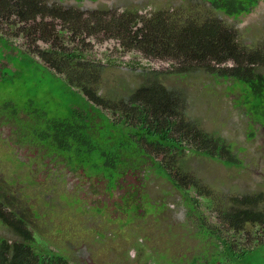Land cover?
<instances>
[{
	"label": "rangeland",
	"instance_id": "374dc122",
	"mask_svg": "<svg viewBox=\"0 0 264 264\" xmlns=\"http://www.w3.org/2000/svg\"><path fill=\"white\" fill-rule=\"evenodd\" d=\"M46 1L49 6L78 8L83 12L106 7L113 11L131 8L147 16L154 11L162 15H177L179 11L185 16L199 13L201 17L218 18L234 33L241 47L264 50V0H260L251 13L238 18L228 17L202 0ZM35 17L27 24L12 17L16 20L14 26L0 20V36L24 49L29 38H25L24 33L16 34L15 30L23 27L28 35L27 29L33 22L44 18V24L46 19L50 23V32L62 30L64 39L69 41L70 34L63 30L60 21L39 13ZM38 36L46 35L38 33ZM48 38V43L42 39L35 42L37 50L45 51L51 44L60 42V36ZM81 39L87 49L83 53L91 67V78L94 77L84 84L94 88L95 95L107 104L108 108L102 110L106 116L112 118L115 107H127L141 87L163 85L177 99L175 105L182 110L185 120L192 123L195 130L220 134L231 144L232 152L242 164L226 166L225 160L217 161L189 151L172 162L162 159L173 178L182 180L188 199L195 200L191 202L194 208L189 210L188 199L168 181L167 172L159 174L168 180L155 175L159 169L153 163L143 172L127 178L138 199L130 202L129 190L122 197L125 205L120 210L119 206L114 208L111 204L118 198V191H112L111 195L104 193L110 183H105L101 175L86 177L83 170H72L63 163L61 156H57V163L51 158V161L39 159L38 149L31 140L19 141V130L29 135L25 126L19 124L27 120V114L19 113L15 121L0 114V202L26 220L38 242L37 250L59 251L72 264H264V244L260 243L258 246H262L250 257L242 255L230 260L227 254L226 257L216 256L224 250L221 240L240 251L238 246L248 248L264 237V227L260 225L246 224L243 230L235 231L222 222L223 211L238 205L236 198L264 193V127L247 115L237 91L229 87V82L214 79L199 67L169 74V61L125 50L114 38L95 33L83 34ZM2 46L0 42V49ZM10 54H15L14 49ZM35 58L43 63L38 55ZM0 66L15 69L9 57H4ZM18 66L19 74L2 72L0 82L13 81L18 86L36 84L34 100L29 102L30 115L42 111L47 118L70 119L73 109L85 108L82 92L73 89L54 70L26 60L20 61ZM258 67L264 70L262 65ZM75 81L76 84L78 80ZM19 90L20 87L12 93L0 92V106L16 99ZM13 102L20 108L26 105L24 101ZM25 123L31 131L44 126L39 120ZM74 195L81 196L91 206L85 207L87 203ZM102 200L111 203L102 205ZM205 227L215 231L219 238L201 230ZM0 237L10 241L18 239L1 222Z\"/></svg>",
	"mask_w": 264,
	"mask_h": 264
},
{
	"label": "trees",
	"instance_id": "16d2710c",
	"mask_svg": "<svg viewBox=\"0 0 264 264\" xmlns=\"http://www.w3.org/2000/svg\"><path fill=\"white\" fill-rule=\"evenodd\" d=\"M203 1H210L214 9L224 15L238 17L250 11L258 0ZM37 13L60 21L64 25L63 30L70 34L69 41L64 39L62 30L50 32V23L46 19L44 24V18H41L27 29V38L32 36V43L38 39L48 43V36L55 39L60 36V42L51 44L50 49L45 51H39L34 46L30 47L29 51H20L18 55L5 53L2 57H9L15 69L2 66L0 74H19L21 68L18 64L22 60L52 69L64 77L73 89L82 92L85 108L80 111L73 109L70 119L47 118L43 116L44 112L38 109L40 112L33 115V118L44 122L43 128L31 131L25 123L30 120L23 121L22 124L29 135L25 136L19 130L20 142L29 140L32 133L31 143L41 148L40 150L44 149L46 155L54 159L61 156L60 160L71 169L81 168L86 174L90 167L95 168V174H105L108 171L112 183H115L116 178L131 164L129 160L133 158L135 168L154 163L160 166L161 172H167L171 176L161 159L165 157L166 161L172 162L186 151L204 154L217 161H226V166H241V160L236 158L231 144L225 138L217 132L195 130L193 124L185 120L182 110L175 105L177 99L172 97L163 85L141 87L127 107H115L114 111L111 109L113 117L106 116L102 110L108 108L107 104L95 95L94 88L84 84V81L93 80L94 77L91 78V67L86 54L83 53L87 51L86 46H83V40L79 39L83 34L90 36L95 33L108 39L114 38L125 50H136L146 57L169 61V74L199 67L210 73L214 79L229 82V87L237 91L239 103L247 115L263 127L264 70H259L258 64L264 68V50L241 47L234 33L218 18L201 17L199 13L189 16H185L181 11L177 15L156 13L150 18L131 8L113 11L102 7L83 12L78 8L49 6L45 0H0V20L5 25L11 22L8 26H14L16 20L13 18L21 24L34 21ZM25 30L21 27L16 29L15 33H25ZM38 33L46 36L37 37ZM6 39L0 37L3 44L0 58L3 48L9 46ZM32 52H36L43 63L33 57ZM185 74L188 73L182 75ZM75 79L78 80L76 84ZM35 86L36 84L31 83L18 86L13 81H1L0 92L12 93L19 87L21 90L16 99L5 102L0 106V110L9 113L7 116L12 121L16 120L19 113L29 114V101L35 97ZM13 101H24L26 105L20 108ZM145 147L159 150L157 158L150 155L151 150ZM169 181L181 188L182 180L171 178ZM236 201L237 206L232 205L231 210L223 211V222L231 230L241 231L246 224L264 227V193L245 195L236 198ZM0 222L18 236V239L13 241L0 237V264H72L59 251L37 250L38 242L26 220L1 202ZM201 230L206 233L210 231L206 227ZM209 233L212 234L213 231ZM213 236L219 238L216 234ZM258 241L248 248L238 246L240 251L234 250L230 243H226L225 252L216 256L227 254L230 260L239 259L242 255L253 256L255 250L262 246L258 244H264V237L262 241Z\"/></svg>",
	"mask_w": 264,
	"mask_h": 264
},
{
	"label": "flooded vegetation",
	"instance_id": "af4514ba",
	"mask_svg": "<svg viewBox=\"0 0 264 264\" xmlns=\"http://www.w3.org/2000/svg\"><path fill=\"white\" fill-rule=\"evenodd\" d=\"M46 1V0H45ZM75 1V0H74ZM203 1V0H202ZM259 1L260 0H258L257 1V3L252 7V8H250L249 10L250 11H248L246 14H248L249 12L251 13L252 11H253V9L257 6V4L259 3ZM262 1V0H261ZM47 2V1H46ZM76 2H78V1H76ZM209 5H211V3H210V1H206ZM212 6V5H211ZM212 8H214L213 6H212ZM151 13V16H150V18H152V15H154V14H156V13H159L158 11H154V12H150ZM245 14V15H246ZM41 16V15H40ZM239 16H241V15H239ZM238 16V17H239ZM39 17V16H38ZM228 17H231V16H228ZM237 17V18H238ZM50 19H51V17H50ZM41 19H39L38 21H40ZM2 21V20H1ZM11 21V20H10ZM3 24H4V22H2ZM11 23V22H10ZM8 24V25H11V24ZM23 24V23H22ZM25 24H27V23H25ZM23 33V32H22ZM25 34V38H27V35H26V33H24ZM1 37V36H0ZM5 41V40H4ZM6 41H7V43H8V47L7 48H3V52L1 53V58H0V62H1V60L4 58V57H2V55L4 56V51H6V53L8 54L9 53V55H10V51L11 50H13L14 49V53L15 54H19L20 53V51H29V48L31 47H34L35 46V42L37 41V40H35L33 43H32V40H31V38H29V42H28V44H27V46L24 48V49H21V48H17L16 46H13L11 43H9V41H8V39H6ZM16 48V49H15ZM31 52V51H30ZM35 53V54H34ZM32 54H33V57H35V55H37L36 54V52H32ZM8 55V56H9ZM2 66H0V68H1ZM0 72H1V70H0ZM33 100H34V97L33 98H30V103H32L33 102ZM0 114H5L6 115V117H7V119L9 120V121H12V119L10 118V117H8L7 115L9 114V113H4L2 110H0ZM28 115V118H27V120H30V122H32V121H34V120H37L36 118H33V116L32 115H30V114H27ZM18 122V121H17ZM19 123V122H18ZM19 124H22V123H19ZM15 133H16V131H15ZM31 138H32V133L30 134V136H29V140H31ZM36 146V145H35ZM37 147V149H38V155H37V158H39V159H49L50 161H51V159L54 161V162H56V159H54L52 156H50V155H46V153L43 151V150H40L41 148H39L38 146H36ZM147 150H151V149H149V148H147V147H145ZM146 150V151H147ZM160 153V151L159 150H157V151H154V150H151V153H150V155H152V156H155L156 158H157V155ZM44 157H47V158H44ZM51 158V159H50ZM59 159H62V157L61 158H59ZM163 159H165V157H163ZM133 160H134V158L133 159H131V160H129V162H131V164L124 170V172L122 173V174H120L117 178H116V181H115V183H112L111 182V176L109 175V173H108V171H106L105 172V174H103V173H99V174H95V168L94 167H90L89 168V170H88V174H86V173H84V172H82V173H84L85 174V176L86 177H90V176H92V175H94V176H102V179L103 180H105V183L107 182V183H110V187H108L107 189H106V191L104 190V193L105 192H108L110 195L112 194V191H118L117 192V194H118V198H116V199H113V201H112V203L108 200V201H106V200H102V205H104V202H109V203H111L112 204V207H114V208H116L115 206H119L120 207V210H121V208L125 205V201L124 200H122V197H124V194L125 193H127L129 190H130V194L132 195V198H130V202H135V201H137V199H138V197H137V194H135L134 192H133V190H134V187L131 185V184H129V181L127 180V178L131 175V174H134V173H136V172H138V171H141V172H143V169L145 168V167H147V165H145L144 167L143 166H140L139 168H135V167H133ZM159 160V159H158ZM161 161H162V159H161ZM24 161H22V163H23ZM63 162V161H62ZM57 163V162H56ZM64 163V162H63ZM163 164V163H162ZM45 165V167H46V164H44ZM164 165V167H166L167 168V165L166 164H163ZM157 166H158V174H155V175H158V176H160V177H162L159 173L161 172V168H160V166L157 164ZM70 167V166H69ZM165 168V169H166ZM79 170H82L81 168H78ZM77 169V170H78ZM73 170V169H72ZM170 174H171V176H170V179L171 178H173V175H172V173L168 170V168L166 169ZM75 171H76V169H75ZM108 173V174H107ZM151 173V172H150ZM149 173V174H150ZM162 178H164V177H162ZM164 179H166V178H164ZM169 179V180H170ZM166 180H168V179H166ZM168 180V181H169ZM181 184H182V181L180 182ZM176 187V186H175ZM125 188H128V189H126L125 190ZM176 189L177 190H179V191H181V193L183 194V197L185 198V199H188V194H187V192H186V189L184 188V186H183V184L181 185V188H178V187H176ZM129 195V194H128ZM127 195V196H128ZM74 197L76 198H82L81 196H75L74 195ZM83 199V198H82ZM84 200V203H87V205H85V207L86 206H91L88 202H87V200H85V199H83ZM120 200V202H118ZM191 202L192 203H195V200H193L192 198H190V199H188V208H189V210H192V205H191ZM91 203H94V202H91ZM98 206H100V205H98ZM109 208H111V206L109 205ZM118 212H119V210H117ZM223 222V221H222ZM224 223V222H223ZM225 224V223H224ZM209 232H212V230H210ZM209 232H207V233H209ZM214 234H216V232L215 231H213V233L211 234V235H214ZM217 235V234H216ZM217 236H219V235H217ZM214 237V236H213ZM218 238V237H217ZM221 242L223 243V245H224V250L221 252V253H224L225 252V249H226V243H228L227 241L226 242H224V241H222L221 240ZM206 253H208V252H206ZM222 256H224V254L222 255Z\"/></svg>",
	"mask_w": 264,
	"mask_h": 264
}]
</instances>
